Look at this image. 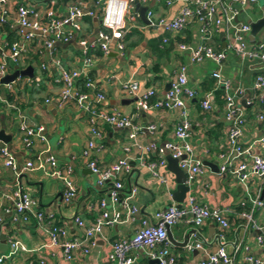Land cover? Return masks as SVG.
Wrapping results in <instances>:
<instances>
[{"label": "crops", "instance_id": "crops-1", "mask_svg": "<svg viewBox=\"0 0 264 264\" xmlns=\"http://www.w3.org/2000/svg\"><path fill=\"white\" fill-rule=\"evenodd\" d=\"M169 1V4L167 0H151L148 3L147 6L153 10L154 18H170L183 5L182 0ZM66 2L67 0L59 3L60 11H63ZM18 3L33 6L37 16L43 18L47 0H6L0 3V13L6 9L5 22L0 23V47L7 42L10 34L6 30L7 26L12 31L10 36L16 39L20 37L19 28L15 24ZM236 7L238 14L235 22L249 23L250 20L262 15L264 0ZM93 19L84 18L81 21L82 32L78 36L67 42H54L53 56L60 58L65 68H80L83 46L81 43L88 44L100 28L98 19L97 21ZM221 32L219 30L211 39V45L215 50L224 48ZM246 37L250 45L258 44L264 39V27L253 40H249V33ZM223 38L226 41L225 35ZM199 42L198 25L194 20L180 31L173 33L151 27L148 22L139 18L125 34L122 51L117 50L114 44L106 55L99 50L90 49L94 54L93 64L86 71L94 87L87 90L88 102L100 110L116 109L123 114L133 116L134 123L137 124L155 123L157 129L155 132L143 130L135 139H131L127 128L116 129L107 124L98 125L101 137L96 139V142L101 148L95 155L97 163L101 168H106L122 157L127 158L130 170L118 175L125 188L121 198L130 186H136L137 192L131 203L137 206L138 212L132 220L103 227L89 251L84 253L77 250L70 260L64 258L59 245H50L42 225L34 220L22 222L16 219L12 202L4 199L2 194L16 187L28 191L36 200L38 209L52 211L56 223L67 229L68 233L64 239L81 236L82 230L74 224L73 217H81L86 224L93 223L100 213L99 200L108 197L110 186V181L102 185H98L97 180L94 181L92 176L94 173L81 156V150L92 137L90 120L93 117L73 101L61 106L56 104V97L61 88V83L58 81L59 72L51 64L52 56L48 50H43L41 40L30 42L27 51L21 55L17 64L8 63L6 74L13 72L16 65L19 69L31 65L33 77L24 76L16 79L10 89L0 85V131L10 136L7 144L0 141V148L5 147L17 165L16 170L4 166L0 152V235H5L7 240L6 250L0 253L7 255L11 252L10 240L19 241L21 246L0 264H110L107 258L112 242L130 238L143 220L152 223L156 212L165 209L170 201L176 204L171 200L176 186L175 175L167 169V166L159 170L169 179L171 185L169 194L166 187L151 174L147 165L142 164L141 160L147 162L154 158L152 153L144 150L146 144L150 142L162 144L164 141L173 140V130L180 118V109L152 107L135 117L134 97L122 90L121 85L124 82H136L138 93L154 88V101L164 96L178 68L185 65L188 86L196 91L195 97L186 101L194 154L201 158L202 163L203 161L215 163L219 169V166L225 162L224 156L229 151L227 140L229 124L223 113V91L217 87L216 80L211 76L213 71L218 70L223 77L231 80L233 86H239L244 90L237 99L245 116L240 141L245 147H251L252 154H264V146L257 142L263 133V122L256 118L257 104L254 102L255 91L252 89L255 75L264 72L262 62L255 59H241L227 49L220 65L208 59L200 63H192L188 51L179 49L178 44L194 45ZM2 58L3 54L0 50V64ZM208 91L214 92L215 95L212 99V108L204 111L199 102ZM97 94L104 96L99 102L96 101ZM22 125L34 132L29 136L31 145L28 147L22 140L25 135ZM39 127L41 131L36 133ZM124 146H129V151H124ZM48 155L54 156L60 166L70 165L73 168L72 179L76 194L69 202L59 198L64 188L62 181L45 171ZM29 160L33 162L34 167L24 169L25 162ZM236 163L233 161V164ZM245 187L231 174V171L219 173L205 166L203 173L194 176L187 192L195 197L198 204L209 209L232 210L227 216L229 227L225 232V238L229 244L239 239L248 247V251H245L241 244L237 250H233L231 245L227 246L234 256L235 264H242V258L246 253L255 256L264 254V247L259 246L255 241L257 235L264 234V183L255 174H251ZM257 195L263 205L255 210L253 224L244 230L242 226L244 219L238 213L242 210L240 204L246 200L249 203V197ZM5 208L10 212H4ZM188 219V216L183 217L170 226L172 239L181 242L185 232L194 229L195 233L190 234L189 240H202L203 249L213 251L216 247L214 237L219 229L218 225L211 220H205L201 226L194 227ZM60 240L62 241V238ZM163 247L174 257V264H199L204 256V251L201 249L188 252L184 247L175 246L169 239L166 243L155 246L152 251H159ZM144 253L142 250L131 251V254H137L135 264H154Z\"/></svg>", "mask_w": 264, "mask_h": 264}, {"label": "built area", "instance_id": "built-area-1", "mask_svg": "<svg viewBox=\"0 0 264 264\" xmlns=\"http://www.w3.org/2000/svg\"><path fill=\"white\" fill-rule=\"evenodd\" d=\"M6 0H0L4 3ZM136 0H68L63 11L58 8L61 0H47L43 18L37 16L36 9L25 3L16 5L15 24L19 28L20 37L10 44L4 43L0 50L3 58L0 64V79L6 74L8 63L17 64L21 55L27 51L30 42L36 39L41 40L43 50H48L52 56L51 64L58 72V81L61 83L60 91L56 97V104L61 106L66 102L73 101L84 111H88L93 117L90 120V130L92 137L86 142L81 150V156L86 161L87 167L98 176L97 184L102 185L110 181L108 188V197L99 200L100 213L93 223L86 224L79 216L73 217L74 224L82 230L79 237L64 239L67 235V229L61 224L56 223L55 215L52 211H43L37 208V202L32 195L22 190L20 187L13 188L2 194L4 199L12 202L16 219L22 222L34 220L42 225L46 232L50 245H59L63 256L70 260L73 253L81 250L84 253L89 251L90 246L95 244V237L101 233L103 227L112 226L126 220H132L138 212L136 205L131 203V199L137 192L136 186H130L128 191L121 193L125 189L123 182L119 178L121 172H128L130 165L126 157L118 159L109 167L101 168L95 157L96 152L100 150L101 145L96 139L101 137L99 124H107L116 129L127 128L129 137L135 139L143 130L155 132L157 125L155 123L137 124L134 123L133 116L123 114L116 109L100 110L95 108L87 99V90L93 89V82L89 78L87 69L93 64L94 54L91 50H99L106 55L114 44L117 50L124 49V36L128 30L139 20V13L135 10ZM151 0H138L141 5L147 6ZM158 1V0H156ZM257 0H182L183 5L179 11L172 17L154 18L153 10L147 6L145 16L151 27L161 28L168 32H178L190 21L194 20L198 25L200 42L194 45L179 43L178 48L188 51L189 59L192 63H200L203 60H211L220 65L226 56L225 50L230 49L241 59H255L262 62L264 67V39L256 45H250L247 41V34L250 32V24H238L235 19L238 14V7H243ZM169 4L170 1L167 0ZM6 9L0 13V23L5 22ZM84 18H97L100 23L96 36L88 43L82 42L81 64L80 68L67 69L62 65L60 58L54 55V42H67L82 32L81 21ZM221 30L225 37V47L221 50H215L211 45V39L215 33ZM231 31V33H230ZM166 41V39H164ZM42 68L44 66L42 65ZM216 80L217 87L223 91V113L228 122L227 140L229 151L226 154L225 162L219 166V173L231 171L236 179L244 187L251 174H255L261 182L264 183V154H252L250 146H244L240 141L243 134V125L245 116L237 103L238 97L243 94V89L239 86H233L230 79L223 77L218 70L211 73ZM18 79V78H17ZM16 80V79H15ZM2 84L11 88L15 82ZM80 81L82 83L80 84ZM1 85V84H0ZM124 92L134 97V116L138 117L144 111L154 108H179L180 118L176 123L173 133V140L164 141L162 144L150 142L143 148L146 152L153 155V159L141 160L146 164L151 174L156 177L160 183L166 187L170 194L169 179L159 170L167 166L166 155H171L177 159L179 168L186 174V184L189 186L194 176L204 171L205 165L201 158L194 154L193 146L190 140L191 123L186 110V101L196 95V91L188 86L187 68L181 65L164 96L153 101L155 95L154 88H148L138 93L136 82H124L121 85ZM254 93V102L257 104L256 118L263 122V133L257 139V142L264 146V72L255 75L252 82ZM215 93L208 91L200 99V107L204 111L212 108V99ZM104 98L102 94H97L96 101ZM1 99V96H0ZM24 129L23 142L25 146H30L29 136L34 132L32 129L22 125ZM41 128H37L39 133ZM124 151H129V146H124ZM4 166L16 170L17 165L5 148H0ZM233 161L237 162L233 164ZM45 171L51 176L59 178L63 183L62 200L69 202L76 194V188L73 183V168L70 165L60 166L56 158L52 155L46 157ZM34 167L32 161L25 162L24 169ZM246 188V187H245ZM249 203L241 202L242 210L238 213L244 219L242 226L247 230L249 225L253 224L254 212L262 207L263 202L259 195L249 197ZM124 210V212H123ZM4 212H10L8 208ZM230 208L209 209L196 202L191 194H186L181 206L171 204L163 210L156 212L154 222L149 223L146 220L141 222V226L128 239L114 241L108 253V262L110 264H135L137 254H131L132 250H142L144 255L150 259L157 258L158 264H174V257L163 247L159 251H152L158 244L168 241L166 226L176 224L181 218L188 216V221L194 226L199 227L205 220L215 222L219 229L214 237L216 247L213 251L203 249V241L188 240L184 249L188 252L201 249L204 251L203 258L199 264H235L234 256L229 252L227 246L231 245L233 250H237L242 245L245 251L248 247L241 243V240L235 239L230 244L225 238V232L229 227L228 213ZM1 216V212H0ZM259 229V228H258ZM62 238V241L59 239ZM259 246L264 247V234H259L255 238ZM21 246L19 241L10 240L11 252L7 255L0 253V263ZM242 264H264V254L255 256L246 253L242 258Z\"/></svg>", "mask_w": 264, "mask_h": 264}, {"label": "water", "instance_id": "water-1", "mask_svg": "<svg viewBox=\"0 0 264 264\" xmlns=\"http://www.w3.org/2000/svg\"><path fill=\"white\" fill-rule=\"evenodd\" d=\"M135 10L139 13L140 18L143 21L149 22L148 19L145 16V12L147 10V6H142L138 0L135 1ZM94 21H97V18L93 19ZM100 20H98L99 22ZM250 32H249V40H253L256 34L264 27V10L262 15L255 19V20H250ZM222 36V41H223V47H225V40L223 38L224 33L221 32L220 34ZM14 71L11 73L5 74L1 79H0V84H7L10 82H13L15 79L20 78V77H33V67L31 65L26 66L23 69H19V67L16 65L14 67ZM170 85H168L169 88ZM10 140V136H7L4 134L3 131H0V141L2 143L7 144L8 141ZM166 161H167V169L170 170L174 175H175V181H176V186L175 190L172 192V199L175 203L176 206H181V203L183 202L187 192L189 191V186L186 184V174L185 172L179 168L177 159L172 158L171 155L167 154L166 155ZM203 164L211 169V171L218 172V166L215 163L209 162V161H203ZM59 198H62V195L59 194ZM171 201L168 203V206L171 205ZM166 232H167V238L175 245L179 247H184V245L187 243L189 240L190 234L195 233L194 229H189L185 232L184 238L181 242H176L174 239H172L171 232H170V226H166ZM6 237L5 235L1 234L0 235V252H3L7 248V242H6ZM151 263L158 264V259H150L149 260Z\"/></svg>", "mask_w": 264, "mask_h": 264}, {"label": "trees", "instance_id": "trees-1", "mask_svg": "<svg viewBox=\"0 0 264 264\" xmlns=\"http://www.w3.org/2000/svg\"><path fill=\"white\" fill-rule=\"evenodd\" d=\"M61 1H66V0H61ZM67 1H68V0H67ZM3 23H4V22H3ZM3 23H1V24H3ZM4 26H6V25H3V27H4ZM6 30L10 32V34H9L8 37H7V43L10 44L12 41L16 40V38H13L12 36H10L12 31H11V29H10L9 26L6 27Z\"/></svg>", "mask_w": 264, "mask_h": 264}, {"label": "rangeland", "instance_id": "rangeland-1", "mask_svg": "<svg viewBox=\"0 0 264 264\" xmlns=\"http://www.w3.org/2000/svg\"><path fill=\"white\" fill-rule=\"evenodd\" d=\"M92 176H93L94 181L96 182V180H97V175H96V174H93Z\"/></svg>", "mask_w": 264, "mask_h": 264}]
</instances>
